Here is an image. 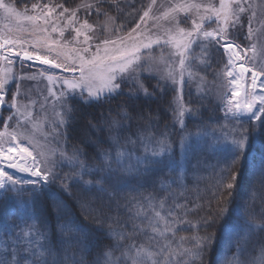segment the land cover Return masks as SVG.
<instances>
[{"label": "snow or ice", "instance_id": "snow-or-ice-1", "mask_svg": "<svg viewBox=\"0 0 264 264\" xmlns=\"http://www.w3.org/2000/svg\"><path fill=\"white\" fill-rule=\"evenodd\" d=\"M37 7L41 8L39 14L21 15L13 4L0 0V9L6 17H15L20 24L27 22L31 25L33 33L47 34L42 43L40 40L25 41L7 34L0 35V61L6 62L8 66L14 63L23 66V62L28 61L47 65L53 69L64 68L65 65L56 62L55 58H49L47 54L30 52L25 46L30 45L33 49L42 46L48 53L56 52L57 57L62 55L58 50L59 41L51 39V33L59 31V36L63 37L64 29L59 28L55 19H48L52 17L55 6L33 5V10ZM59 7L63 9L59 13L60 17L69 12V9L64 8L63 5ZM84 7H92V5L85 4ZM150 11L151 8L143 13L140 23H137L127 35L104 39L102 45L95 46V52H91L93 46L89 44L92 37L84 31L85 29L91 31L93 25L85 20L79 27L73 26L74 39L83 35V43L87 46L73 49L75 56L65 57L71 59L73 64L79 61L78 70L81 75L78 80H64L62 84L65 90L54 94L62 109L57 113L58 123L65 126L74 119L72 113L75 111L73 105L75 97H79L80 103L88 105L107 103L113 97L123 95L121 85L128 83L134 85V91L128 93L130 99L136 93L148 99H155L157 93L164 89L158 84L150 92L139 75V72L145 68L149 73L154 71L150 66L142 65L140 61L142 50L152 49L155 45L161 51L160 63L164 65L159 79L168 81L169 87L176 93L166 109L171 115L173 127L166 126L163 132L156 135L152 129L158 125L151 122L159 120V113L153 116L151 112L147 114L140 112L135 118L147 121L149 127L138 129L136 139L131 136L124 138L125 125L122 121H130L133 117L125 105H120L117 110L119 119L112 118V109H109L108 116L102 121L94 123L89 119L88 127L99 132L101 128L97 125L103 123L109 131L108 139L113 147L105 149L97 142L99 161L92 164L81 159L83 155L81 150H74L71 156L62 154L70 171L58 175L52 167L47 166L45 159L38 158L42 154L34 156L29 146L20 142L18 133L8 131L5 123L4 131L0 132V223L13 230L18 229L13 233L16 244L10 246L12 264H36L37 260L39 264H89L87 239L91 232L85 229L80 218L71 212L62 200L54 199L50 209L44 208L37 213L40 197L46 192L50 198L55 196L51 192L52 185H58L67 196L75 200L76 207L80 209L85 219L92 216L98 225L97 230L104 232L115 241L111 248L105 249L102 264H120V258L114 256L115 251H120L124 264H204V258L212 251L215 239L214 234H209V226L214 219L220 217H226L227 222L221 230L216 255L208 264H264V246L260 248L258 255H252L250 251L253 235L264 231V218L261 222H257L256 215L248 211V202L254 198L257 178L264 180V154L256 156L249 143L250 137L243 134L245 132L243 126L252 124L253 121H259V127L264 128V120L261 119L264 116V80H260V77L264 76V69L255 70L241 63L244 59L241 51L247 50L241 49L229 32L230 27L235 28L239 23L240 14L245 12V7L241 0H219L218 5L211 2L204 4L196 0H183L169 7L161 16L152 17L157 21L154 27L159 30L158 34L137 33L136 30L140 28L141 23H144V18L149 17ZM75 19L76 13L73 11L66 17L67 25H73ZM107 19L110 20L111 17ZM160 21L167 23H159ZM206 21L208 27H205ZM213 23L215 27L212 26ZM49 24H51L50 31L48 27L42 26ZM133 33L136 35L134 36ZM248 35H252L251 19ZM194 45L199 50L198 53L194 52ZM165 48H171L169 56L173 59L169 60L163 56ZM221 49L226 57L223 75L230 78L228 83L231 85L230 95L223 98L221 107L224 112L223 119L232 123L233 130L227 132L221 130L217 135L215 128L202 127L197 133H190L185 124V114L194 116L195 113L184 103L185 76L187 75L189 81L193 79L196 74L193 61H198L207 68L215 53ZM90 52V55H84ZM14 57L20 59L14 60ZM248 73H251L250 84L246 83ZM23 78L12 75L11 67L0 72V109L16 108V112L19 113L20 109L16 107L13 96L8 97L12 103L5 102L4 89L10 80L18 81ZM48 79L52 81L54 77L49 75ZM18 94L19 90L16 89L15 95ZM8 119L11 120L12 117L9 116ZM61 135L67 137L66 129ZM175 135L179 136L176 149L185 158L184 164L181 165L182 174L186 171L185 165L191 161L194 153L191 137L193 135L211 137L215 141L213 150L220 166L217 183L229 195H232L230 190L237 188V176L232 173L233 165L243 156L244 164L253 180V187H249L246 195L243 186L239 189L246 203L241 205L230 202L229 205L218 209L219 217L202 216L192 221L188 219V213L194 209H189L186 204L176 203L177 197L174 193L175 206L167 209L163 214L161 211L164 209L163 200L159 202L157 208L155 198L145 197L147 207L152 212L150 216L145 214L151 234L146 236V243L136 244L133 241L125 245L123 241L130 240L136 233L122 232L114 228L112 223L105 220L102 204L98 203V200H102L103 197L114 199L118 193L125 190L139 192L144 187L140 182L142 179L153 180L159 177V187L162 189L170 190L173 185L183 186L182 174L169 180L163 179L164 175H170L176 169L178 163L174 158V141L171 139ZM89 142H93L90 136ZM192 167L195 169L197 164L193 163ZM6 168L14 169L20 175L14 176ZM192 175L195 177L198 174L193 171ZM130 177L135 178L138 183L133 185ZM70 184L81 190L79 196L72 195ZM223 191L219 194L218 200L223 196ZM93 193H98L99 197L94 196ZM25 196L30 199L25 200ZM25 205L30 207L32 216L27 219L23 216L17 217V223L12 224L10 220L14 209ZM196 207L201 206L196 205ZM180 209L183 211H178ZM46 216L55 219L57 231L54 238L50 234ZM238 225L242 226L241 229L237 228ZM140 231L143 232L144 229L141 228ZM201 231L205 235H200ZM180 232H190V235H179ZM77 248L79 251H74ZM232 248L235 249V254L226 252L223 257L221 256V250ZM17 256L18 260L15 259ZM177 257L184 259L177 261ZM0 264H9V260H0ZM94 264H101L99 257Z\"/></svg>", "mask_w": 264, "mask_h": 264}, {"label": "trees", "instance_id": "trees-1", "mask_svg": "<svg viewBox=\"0 0 264 264\" xmlns=\"http://www.w3.org/2000/svg\"><path fill=\"white\" fill-rule=\"evenodd\" d=\"M14 1L19 7L46 3L49 6L63 5L64 8L75 9L80 6H84L85 4L92 5L93 8L97 9V12L92 14L88 19L92 21L90 22L94 24L96 28H98L101 23L109 24L106 20L107 17L105 14H107L112 17L110 25L114 27V31L120 30L125 34L136 26L139 19L143 16V13L147 10L151 0ZM79 17L85 18L82 13ZM112 29H110V31H112ZM104 34H106V31H104ZM160 52L161 51L158 49L153 52L152 57L154 60L161 56ZM217 53L219 60L215 61V64H218L222 58L226 60L222 50H218ZM146 59L147 57L142 59V61H145ZM15 68L17 69V66H15ZM215 68L216 67H212V69ZM210 72L213 73L211 70ZM139 74L150 92L158 84L164 89V91L158 92L155 99L145 98L140 93H136V95L130 99L128 93L134 91V85L128 83L123 86L125 89V92L123 91V95L113 97L107 103L101 102L98 104L93 103L88 105L80 103L79 97H75L73 99L75 111L72 113V116L74 119H71L65 126L67 131L66 139L68 141L69 150H81L83 153L81 159H84L86 163L92 164L99 161L97 142L105 149L113 147L108 139L109 131L106 130L103 123H98L97 125L101 128V131L99 132L93 131L88 127L89 119H91L94 123L100 122L104 117L108 116L109 109H112V118L119 119L117 110L120 105H125L128 108V112L133 117L130 121H122V124L125 125L124 138L131 136L133 139H136L138 129L143 130L149 127V123L147 121L135 118L140 112H144L145 114L151 112L153 116H155L157 112L159 113V120H153L151 122L152 124L158 125L152 129L156 135L163 132L166 126L169 128L173 127L171 115L166 111V109L176 93L171 90V87H169V82L160 80L159 76L148 73L146 68L141 70ZM206 82L208 84H212L209 81ZM26 84L27 83H23V87ZM208 87L201 86L197 80H194V82L191 80L189 81V79L186 80L183 88L184 103L191 107L192 111L195 113L194 116L187 113L185 114V124L188 131L195 134L200 131L202 127L215 128L217 130V135L220 134L221 130L225 132L232 131V123L223 119L224 112L221 105L224 102L223 98L226 96V89H224V85L223 87L212 85H209ZM12 88L14 92L16 86L15 88ZM5 112H8V109H5ZM261 119L264 120V116H262ZM15 120L16 124L21 125L20 121L17 119ZM259 123V121H253L252 124L243 126L245 128V132L243 134L250 137L249 143L251 144L252 151L256 156L264 154V128L259 127ZM223 125H226V127L222 128ZM236 127L241 126L236 125ZM177 131L179 130L177 129ZM89 136L93 142H89ZM171 139L174 141V158L178 161V163L176 169L170 175L163 176V179L165 180L181 175V165L184 164L185 161L183 154L176 149V145L179 143V136L175 135L171 137ZM191 140L194 153L191 161L185 165L186 171H183V174L181 175V178L184 180L183 186L173 185L170 190L167 188L162 189L159 187V177L153 180L142 179L140 182L144 184V187L139 192L125 190L118 193L114 199L103 197L102 200H98V203L102 204L105 213V220L112 223L114 228H117L122 232L136 233L130 240L123 241V244L126 245L133 241L136 244L146 243V236L151 234L150 229L147 227L145 214L150 216L152 215V212L147 207V201L144 199L145 197L151 196L155 198L154 202L157 208H159V202L163 200L164 209L161 210L163 214V212L167 209L175 206L173 203L174 193L177 197L175 201L176 203L186 204L189 209H194V211L188 213V219L192 221H195L202 216L219 217L218 209L224 207L225 205H229L230 202L233 204L239 203L241 205L246 203L244 195L247 194L249 187H253V180L244 164V157L241 156V158L233 165L232 173L237 176V188L230 190L232 195H229L228 192L223 191L217 183L220 176V166L218 164V158L213 150L215 141L212 140L211 137H197L196 135H193ZM193 163L197 164L195 169L192 167ZM69 171L70 167L65 164L60 166L58 165L54 169V172L58 175H64ZM193 171H195L198 175L194 177L192 175ZM129 179L133 185L138 183L135 178L130 177ZM241 186H243L245 190L244 195L239 192ZM69 187L72 188L73 196L80 195L81 190L79 188L73 187L71 184ZM254 189V198L248 202V211L256 215L257 222H261L262 218H264V180L257 178ZM222 191L223 196L218 200L217 198ZM51 192L55 194L54 197L50 198L49 194L46 192L39 198L37 203V213L42 211L44 208L50 209L54 199L62 200L71 212H74L75 215L80 218L85 229L91 232V235L87 239V243L89 245L87 259L89 264H94L98 257L100 258L102 264L105 249L111 248L115 241L106 236L104 232L97 230L98 225L92 216L85 219V217L81 214L80 209L76 207L75 200L67 196L58 185H52ZM93 195L99 197L98 193H93ZM28 199H30V197L25 196V200ZM140 205H143V207H139ZM196 205H200L201 207H196ZM178 211L182 212L183 209ZM138 212L140 213L139 215L137 214ZM21 216L26 219L32 216L29 206H17L13 211V216L10 222L12 224L17 223V217ZM45 219L48 220L50 234L54 238L57 231L55 219L48 216H46ZM226 222V217H220L218 219H214L212 225L209 226V234H214L215 239L212 244V251L204 258V264H208L209 260L215 257L221 230ZM241 227L242 226L240 225L237 226L238 229H241ZM141 228L144 229L143 232L140 231ZM14 231H18V229L13 230L0 223V260L8 259L9 264H12L10 246H15L16 244V238L13 234ZM179 235H190V232H180ZM200 235H205V233L201 231ZM173 246H176L175 241L173 242ZM262 246H264V231L253 235L252 247L250 248L251 254L258 255ZM74 251H79V249H74ZM226 252L228 254H235V249H227L226 251L221 250V256L223 257ZM114 256L120 258V264H124V258L121 256L120 251H115ZM241 258L243 259L244 257ZM15 259L18 260L19 257L17 256ZM176 259L179 261L184 258L177 257ZM36 264H39V260H37Z\"/></svg>", "mask_w": 264, "mask_h": 264}, {"label": "rangeland", "instance_id": "rangeland-1", "mask_svg": "<svg viewBox=\"0 0 264 264\" xmlns=\"http://www.w3.org/2000/svg\"><path fill=\"white\" fill-rule=\"evenodd\" d=\"M4 2L13 4L17 12L21 13V15H36L41 12L40 7H37L35 10H33V5L19 7L14 0H4ZM177 2H183V0H155V3H153V0H151L146 10L148 11L149 8H151L149 17L144 18V23H141L140 28L137 29L136 32H143L147 35L158 34L159 30L154 27L157 21L152 19V17L161 16L165 11L168 10L169 7L174 6ZM196 2L204 4L209 2L216 5L219 4V0H196ZM241 3L245 7V12L240 14L239 23L235 28L230 27L229 32L233 36L235 43L239 44L241 49L247 50L241 51V55L244 57L242 63L248 67L254 68L255 70L264 69V0H241ZM45 4L46 3L35 5L43 6ZM52 6H55V11L53 12L52 17H49L48 19L56 20L59 28L64 29V36L60 37L59 31H57L55 33H51V39L59 41L58 50L62 53V55L57 57L56 52L48 53L47 50L42 46H38L35 49L27 44L25 46L28 47L30 52L38 53L40 55L47 54L49 55V58H55L56 62L64 64L65 67L53 69L47 65L34 64L27 61L23 62V66L16 63L8 66L6 62L0 61V72H2L7 67H11L12 75L24 77L18 81L10 80L5 86V102L8 104L12 103L8 97L13 96L16 102V107L19 108L20 111L17 113L16 108H12L10 110L8 109V112H5V109H0V120L2 119L0 121V132L4 131V124L6 123L8 131L17 132L20 142L23 145L29 146V150L33 152L34 156L42 154L41 156H38V158L45 159L47 166L52 167L54 171L58 165L60 166L65 164L66 166H69L64 160L62 154L71 156L74 151L69 150L67 139L65 136L61 135V133L65 130L66 125L61 126L58 123L59 116L57 113L61 112L62 109L60 108L59 101L56 100L54 94H59L61 91L65 90L62 84L64 80L74 81L79 79L81 75L78 70L79 61L77 60L76 63L73 64L71 59H66L65 57L75 56V52L72 51L73 49H82L83 47L87 46L83 43V35H81L78 39H74L75 32L73 31V26L79 27L80 24H82L85 20H87L89 24L94 25L88 18H90L92 14L96 13L97 9L93 7L80 6L75 9H69L68 13H65L63 17H60L59 13L63 9L57 5H51L49 7ZM73 11L76 13V19L73 22V25L69 26L67 25L66 17L70 16ZM81 13L85 18L79 17ZM253 13H255V15H253ZM106 17L110 16L107 15ZM183 18V14H181V19ZM111 19L109 20L106 18L109 24L101 23L99 25L100 28H96L94 25L91 31H88L87 29L84 30L87 35L92 37V39L89 41V44L93 46L91 48V52H95V46L97 44L102 45V41L106 38L115 39L119 36L127 35V33L124 34L120 30L114 31V27L110 25ZM250 19L252 35H248ZM140 21L141 18L139 19L138 23H140ZM159 23L166 24L167 22L160 21ZM42 26L48 27L49 31L51 29V24ZM212 26L215 27V23H213ZM205 27H208L207 21L205 22ZM20 28H24L25 30L20 31ZM110 29H112V31H110ZM104 31H106V34H104ZM5 34L11 37H18L25 41L40 40L41 43L47 36L46 33L42 32L33 33L31 31L30 24L27 22L20 24L15 17H6L3 10L0 9V35ZM133 35L135 36L136 33H133ZM109 47H112V45H109ZM157 49L159 50V48L154 45L152 49L142 50V59H145V57H147V59L145 61L143 60L144 62L141 59L142 62L140 61V63L142 65L150 66L152 69H154V71L151 73L156 76H160L164 69V65L160 63L161 56L156 60H154L152 57L153 52ZM193 50L197 53L199 51L195 45L193 46ZM171 51V48H165L163 51V56L169 60L173 59L169 56ZM91 52L84 55L88 56L91 54ZM13 59L18 61L20 58L14 57ZM217 60H219V58L218 53L216 52L210 66L207 68L201 65L198 61H193L196 74L194 78L191 79V81L194 82V80H197L201 86L206 87L209 85L223 87L224 85V89H226V95H230L231 85L228 83L230 78H226L222 71L226 60L222 58L218 64H215V61ZM15 66H17V69ZM212 67L216 68L212 69ZM73 68L77 70L72 71L71 69ZM210 70L215 74L211 73ZM49 75L53 76L54 80L50 81L48 79ZM187 79L188 77L186 75L185 81ZM262 79H264V76L260 77V80ZM206 81H209L212 84H208ZM250 82L251 73H249L246 78V83L250 84ZM23 83L27 84L23 87ZM124 85H121L122 92H125V89L123 88ZM12 87H14L15 90H19L18 95H15V91L13 92ZM248 91L250 92L251 89L249 88ZM257 107H259V104ZM9 116L13 117L12 121L8 119ZM15 119L20 121L21 125L16 124ZM6 170L12 173L14 176L20 175L19 173H16L14 169L6 168ZM41 170L43 171L44 168L42 167ZM226 250L227 249H224L223 251Z\"/></svg>", "mask_w": 264, "mask_h": 264}, {"label": "water", "instance_id": "water-1", "mask_svg": "<svg viewBox=\"0 0 264 264\" xmlns=\"http://www.w3.org/2000/svg\"><path fill=\"white\" fill-rule=\"evenodd\" d=\"M27 62H28V61H27ZM31 63H34V62H31ZM34 64H38V63H34ZM244 65H245V64H244ZM245 66L248 67L247 65H245ZM248 74H249V73H248ZM248 74H247V75H248Z\"/></svg>", "mask_w": 264, "mask_h": 264}, {"label": "bare ground", "instance_id": "bare-ground-1", "mask_svg": "<svg viewBox=\"0 0 264 264\" xmlns=\"http://www.w3.org/2000/svg\"><path fill=\"white\" fill-rule=\"evenodd\" d=\"M241 63H242V61H241ZM237 71H239V69H237ZM262 80H264V79H262Z\"/></svg>", "mask_w": 264, "mask_h": 264}]
</instances>
